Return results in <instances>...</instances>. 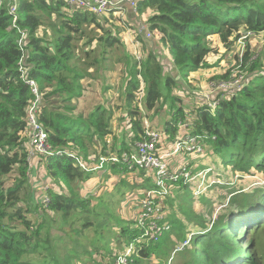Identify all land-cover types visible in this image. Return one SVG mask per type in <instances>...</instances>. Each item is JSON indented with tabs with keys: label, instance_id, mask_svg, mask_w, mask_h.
<instances>
[{
	"label": "trees",
	"instance_id": "16d2710c",
	"mask_svg": "<svg viewBox=\"0 0 264 264\" xmlns=\"http://www.w3.org/2000/svg\"><path fill=\"white\" fill-rule=\"evenodd\" d=\"M192 1L138 0L137 11L154 13L147 20L148 31L168 49L166 58L183 78L217 65L209 60V54L218 52L211 35L219 36L225 54L244 39L239 68L252 78L242 80L235 92L217 93L220 101L215 113L207 110L202 95L198 96L202 103L190 108L185 100L182 102L185 96L173 94L177 87L186 91L183 81L189 84V80L181 82L168 74L164 53L150 49L136 28L138 50L147 49L149 54L143 57L141 52L138 55L129 49L122 35L127 29L114 12L98 15L69 7L63 1L49 0H16L12 11L14 0H0V264H75L74 259L89 251L78 247L69 230L93 229L104 236L105 228L100 227L111 219H117L121 243L135 244L131 264H147L160 253L166 254L164 264L183 260V264H264V181L250 188L226 186L230 177L251 176L255 170L264 172V76L260 71L263 57L252 58L250 43L254 34L264 32V0ZM125 24L131 28L128 21ZM24 38L26 43L22 45L20 40ZM237 57L238 53L234 58ZM22 66L29 72L27 79L35 80L42 93L39 117L52 149L50 154L36 159L47 172L37 199L30 176L36 160L32 165L28 159L27 134L28 108L36 95ZM213 76L227 78L225 73ZM84 80L91 85L98 83L95 86L105 93L118 84V101L112 104V93L106 98L92 96L80 108ZM110 105L116 106L115 112ZM117 113L120 122L115 124ZM166 116L170 117L165 123L167 138L188 129L199 136L203 149L209 145L214 162L219 158L222 165L219 164L218 175L225 179L223 186L229 188V212L212 221L208 218L211 206L199 212L190 207L189 220L184 223L177 217L179 210L169 215L170 211L161 220L169 228L163 229L156 239L147 236L148 240L141 241L147 223L136 226L135 217H119L114 209L95 211L87 203L88 198L82 196L80 186L95 174L109 178L111 172L121 177L115 186L116 194L122 191L121 187L130 185L135 196L139 191L136 188L146 192L156 186L147 169L127 158L136 153L139 142L147 139L146 123L150 130H158L153 121L160 124ZM181 122L190 126L180 128ZM111 156L120 160L112 161ZM102 157L107 160L100 165ZM121 160L128 165L122 167ZM132 170L141 171L142 178L151 184L132 185L137 182L136 175H129ZM129 176L135 177L132 183ZM186 184L182 180L183 187ZM88 193L92 198V192ZM202 196L205 198V194ZM123 200L114 199L117 205ZM51 212L56 216H51ZM57 216L61 223L64 221L62 225L55 224ZM98 216L103 218L98 220ZM259 217L261 222L251 227L253 235L242 248L235 233L238 229L240 234L244 232V220L251 225ZM65 225H69L67 229ZM168 232L181 239L175 248L170 247ZM63 240L65 247L59 245ZM101 240L106 246L104 237L91 240V244L96 246ZM93 253L104 255L98 248ZM96 264L114 261L110 255Z\"/></svg>",
	"mask_w": 264,
	"mask_h": 264
},
{
	"label": "rangeland",
	"instance_id": "374dc122",
	"mask_svg": "<svg viewBox=\"0 0 264 264\" xmlns=\"http://www.w3.org/2000/svg\"><path fill=\"white\" fill-rule=\"evenodd\" d=\"M188 2H193V1L188 0ZM84 10L92 13L91 11L87 9H84ZM136 13H138V11H136ZM140 28L141 26H139L137 30L141 31ZM144 30L141 31V34L144 35L146 40L148 41L149 48L153 50H157L158 53H161V52L164 53V62H165L168 74L173 75V77L176 80H181V82L182 80H189L190 82L189 84L187 83V81H183V86L186 87V91L182 90L181 87H177V89L173 91L174 92L173 94H176L179 96H185V98H182V102L183 100H185V102H187L188 105L190 104L189 105L190 108L192 107V105H195L197 103L198 104L202 103L201 98H199L198 96H200V94L202 95L204 90L207 89V87H210V82H212L213 80H248L252 78V75L248 74L247 71H241V69L239 68V62H240L239 54L241 55L243 52L244 45H245L244 39L239 40V42L236 43L235 46L233 47V50L230 51L228 54H225V49L220 43L219 36L216 34L211 35L210 38L212 39V44L215 47V49L218 50V52L214 55L209 54V60L214 63L217 62V65L209 67L208 69H205V70L192 73L189 77L183 78L179 76V73L173 68L169 59L166 58V56H169L168 49L165 46L164 47L161 46L156 36H152L153 33H151V36L149 37L147 36V33ZM124 38L128 44V48L130 49L129 46L131 44V46H133L131 47V50H133L135 53L137 52L138 55H140V52L142 53L143 57H146L149 54L148 53L149 51L147 49L142 48L141 50H138V47L132 44L131 39H130V34L126 33ZM250 43L254 51V55L252 56V58L256 57L257 55H260V57L261 56L263 57L262 67L260 71L263 72L262 74L264 76V32L259 33V34H254L250 40ZM237 53H238V57L235 59L234 57ZM217 73H223V74L225 73L227 78H223V79L214 78L213 75ZM95 84H98V83H94V84L92 83L91 85L90 81L84 80L85 89H84L83 96L79 99L80 108H83L85 105H87L90 102L89 100L92 96H95L96 99L101 98V96H104L106 98L110 93H112L113 94L112 104H115V102L118 101V95H120L118 84L114 88H111L106 93L102 92L100 87L95 86ZM262 84H263L262 87H264V81H262ZM228 97L229 96H227V98ZM166 105L168 104H164V106ZM110 106L113 108L115 112L117 109L116 106H112V105ZM166 111H167V108H166ZM195 113L196 111H194L193 114ZM169 114H170L169 116H171L172 113H169ZM117 115L118 113L113 118L115 124L120 122V119L117 118ZM159 115H163V114L160 112ZM169 116H166V119L170 118ZM118 117H120V115ZM153 122H155L154 126L156 129H158L159 131L165 130L166 121L164 117H162L160 124H159V121H153ZM121 133L122 132H120V134ZM187 137H188V133L186 130H183L180 132L177 131L175 133V137L172 139H169L166 137V135H164L162 137L161 145L158 149V153H166L168 151H172L177 141H183ZM166 159L168 161L177 160L180 166L187 164L188 167L193 171V173H198L201 170H206V168L209 169V171H207L206 179H202V176L200 175L194 181L186 184L185 185L186 187H183L184 185H182V180H183L182 178L178 182L170 183L168 181L166 184L167 193L168 194L172 193L170 195L166 194L164 196V203H165V206L167 207V214L171 211L169 213V215H171L179 210L180 212L178 213L177 217L180 218L184 223H186L189 220L188 213L189 211H191L190 207H192L194 211L199 212L201 210H204L205 206H211L210 215L208 216V218H211L212 221L218 219V217L225 216L229 212L228 206L230 205L229 194L227 193L229 189L228 187H230V189L234 187L250 188L252 186H256L257 182L264 181V172L263 173L257 172L255 170V173L253 175L243 176L244 178L236 177V176L230 177L231 175H229L228 177L230 178L228 180L230 183L226 185L228 187L223 186L225 184V179L221 178L218 175L221 169L220 165H222V163L219 161V158H217V160L214 162L215 157L213 158L212 149L207 144H206V148L202 152L201 157H198L196 153L188 152L186 151L185 148H183L179 154H173L171 156H168ZM120 163L122 167L128 165L122 160L120 161ZM34 165L36 166L34 169L35 171L31 173L30 176L32 180V191L34 194V198L37 199V198H40L41 196L40 188L44 185L43 179L47 178V172L45 170V167L42 164L37 163V160L35 161ZM132 171H136V170H132ZM132 171L129 175L137 176V182L135 183H132V181L135 180L134 176L128 177V180L132 183V185L139 187L141 184H144V183H147L149 185L151 184L149 181L142 178L141 171L139 170H137L136 172H132ZM13 177L14 176L12 175L11 179H13ZM120 178L121 177L117 176V174L112 173V172L110 173L109 178H107V176H101V175L95 174L93 175L91 179H89L87 182L83 183L80 186L82 196L88 198L87 203L88 204L90 203L93 209L97 212L103 213V212H107L108 209L109 211H112V209H114L116 212H118L119 217H123L127 220H131V217H135L136 219H139L138 210L136 211V208H135L136 205L133 207V209H131V207L132 205L136 204L139 201V199L143 196L144 190L136 188V190H139V191L137 195L135 196V193L132 191L130 187L131 185H130L127 187H121L122 191L116 194L115 186L117 183L121 181ZM211 181H214L212 182L213 185L208 186L209 185L208 183H210ZM10 182H12V180H10ZM199 183H201V185L198 188ZM146 186L148 187V185ZM178 187H179V191L177 192ZM150 188L157 189V186L153 185ZM88 192H92L91 193L92 198L89 197L90 194ZM174 193H175V197L173 196ZM202 193L205 194L204 196L205 198H203V196L201 197V195H203ZM105 194L107 196H104ZM222 195H226V197H223ZM45 197H48V195H46ZM119 198H122V200L124 198L125 200H123L120 205H117L114 199L117 200ZM207 198L209 200L205 201V199ZM171 203L173 205H171ZM108 205L110 206V208L108 207ZM50 215L56 216L53 212H51ZM257 216L258 214L256 215V217ZM102 218L103 216L97 217L98 220H101ZM260 218L262 217H259L254 223H251V225H248L246 221L244 220L242 222V224H246L244 228V232L240 234L239 233L240 229H238V231L235 233V236L239 237V245L242 248H245L250 237L253 235V231L251 230V227L254 228L255 224H257ZM57 220L58 221L55 224L58 225L61 223L62 219H60V217L57 216ZM111 220H109L108 223L100 227V228H105V230H103L104 236H101L99 232H96L93 229H89L87 232H81V231H77L74 229L73 231L69 230L73 240H75L76 244H78V247L85 248L89 251L88 253H85V255L82 254L76 259H74L73 262L75 264H96L98 261L103 262L110 255L111 256L114 255L116 250H121L122 248L123 250H126V253H125L126 256L133 253V250H131L130 245L129 246H126L123 244L122 246L119 245V243L121 244V239L118 233L120 229L116 226L117 219L115 221L113 219ZM181 220L179 221L182 223ZM63 222L61 223V225L63 224ZM55 224H54V227H56ZM68 226L69 225H65L64 226L65 229H67ZM106 229H110V232H108ZM175 231L176 229L173 230V232ZM183 232H185V229ZM175 235H176L175 233L171 235L170 232H168L166 236L170 243V247H174V248L176 247V245H179L181 241V239H177ZM103 237L106 238L108 241L106 246H102L103 240L99 241L96 244V246L91 244V240L94 239L97 241L99 238L103 239ZM65 238L67 241L69 240L67 235L65 236ZM115 238L117 240H115ZM146 240H148V237H145V241ZM59 245L61 247H65V240L60 242ZM131 245L135 246L134 243H132ZM96 248H98V250H102L104 255H101V254H99L98 256L94 255L93 252ZM188 248H191V246ZM165 256L166 254H161V253L158 255H154V257L151 258L147 262V264H164L162 260L165 258ZM243 257H245L244 254H243ZM253 260L254 262L256 261L255 259ZM183 262L181 263V262L175 261L173 264H183Z\"/></svg>",
	"mask_w": 264,
	"mask_h": 264
},
{
	"label": "built area",
	"instance_id": "2783aa9c",
	"mask_svg": "<svg viewBox=\"0 0 264 264\" xmlns=\"http://www.w3.org/2000/svg\"><path fill=\"white\" fill-rule=\"evenodd\" d=\"M16 0L10 8L15 11ZM49 1H63L69 7H77L87 9L92 13L98 15L108 14L114 12L118 14L120 10L124 9L123 4L127 3L131 9L137 11L138 0H49ZM146 27L142 25L140 30H144ZM141 31H138L141 33ZM147 36H151V32L147 31ZM138 33L134 39L135 43L139 45L140 40L138 39ZM25 36V34H24ZM26 40H20V44H25ZM22 72L25 74V79L33 88V92L36 98L33 104L28 108L27 121H28V143H29V161L33 165V161L36 160L41 154H50L52 152L49 135L44 125L40 122V105L42 102V93L40 92L38 85L35 80L27 79L26 66H22ZM242 80H213L210 82V87L204 90L202 96L207 103V110L215 113L217 105L220 99L216 98L215 94L226 91L235 92L239 88V84ZM201 95V94H200ZM180 128H187L190 123L181 122ZM146 135L147 139L137 144V151L135 154L129 156L127 159L132 161L134 164L145 168L154 177L157 189L152 188L144 192L143 196L136 203V211L138 210L139 219H137V225L146 226L144 235L150 239H156L157 235L162 233L163 229H168L167 223H161V220L165 219L167 214V208L164 203V196L167 193L166 184L167 182H178L181 178L185 183H189L197 179L198 176H202V179H206L207 170H201L198 173H193L187 164L180 166L177 160L168 161L166 158L173 154H179L183 148L188 152L196 153L198 157H201L203 147L198 142L199 136L192 135L187 131L188 137L183 141H177L174 149L166 153H158V149L161 145L162 137L165 134L164 131L150 130L149 124L146 123ZM112 161H119L117 156H111ZM107 158L102 157V165ZM126 161V160H125ZM85 168V167H84ZM211 181L210 184H213ZM207 184V185H208ZM201 183H199L198 188ZM197 188V189H198ZM136 219V218H135ZM147 221V222H146ZM116 264H128L124 256H119Z\"/></svg>",
	"mask_w": 264,
	"mask_h": 264
},
{
	"label": "crops",
	"instance_id": "0c3cea01",
	"mask_svg": "<svg viewBox=\"0 0 264 264\" xmlns=\"http://www.w3.org/2000/svg\"><path fill=\"white\" fill-rule=\"evenodd\" d=\"M124 9L120 10L118 14H115L117 16L120 17L121 19V23L124 25V27L127 29L124 33H123V37H125V34H130V39L132 44L136 45V47H138L140 45H137L134 41L135 37H136V33H135V29L134 28H139V26L145 25V32H147L149 30V25L147 23V20L150 16H152L154 13L151 11H147V12H143L142 14H134V10L130 8V6L127 3L123 4ZM125 20V21H124ZM128 21L129 24L131 25V28H129L128 26H126L125 22ZM138 31V30H137ZM144 38L145 36L142 35ZM146 39V38H145ZM130 49L131 44H130ZM168 59V58H167ZM169 119V118H167ZM165 117V121L167 120ZM153 124H155V122H153ZM193 172V171H192ZM145 192V191H144Z\"/></svg>",
	"mask_w": 264,
	"mask_h": 264
},
{
	"label": "clouds",
	"instance_id": "9594fccd",
	"mask_svg": "<svg viewBox=\"0 0 264 264\" xmlns=\"http://www.w3.org/2000/svg\"><path fill=\"white\" fill-rule=\"evenodd\" d=\"M206 170L209 171V169H206ZM211 185H213V184H210L208 186H211ZM145 237H147V236L144 235V234H142L141 241H145ZM122 244L123 245H126V246H129L130 245V248H131V250H133V253L136 252L134 246L131 245L132 244L131 242H122L120 245L122 246ZM125 253H126V250H123V248L121 250H116V252L114 253V255H112V259L114 261V264H116L117 259L119 258V256H124L126 258V260H127V263L128 264H131L133 262V258L131 256L133 253L130 254V255H128V256H126Z\"/></svg>",
	"mask_w": 264,
	"mask_h": 264
}]
</instances>
